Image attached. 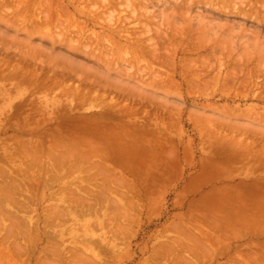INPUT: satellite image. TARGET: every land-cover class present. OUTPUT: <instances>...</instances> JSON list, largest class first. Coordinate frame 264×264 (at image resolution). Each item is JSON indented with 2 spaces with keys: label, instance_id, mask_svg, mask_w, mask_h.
Masks as SVG:
<instances>
[{
  "label": "rangeland",
  "instance_id": "rangeland-1",
  "mask_svg": "<svg viewBox=\"0 0 264 264\" xmlns=\"http://www.w3.org/2000/svg\"><path fill=\"white\" fill-rule=\"evenodd\" d=\"M50 1L0 0V264H263L264 0Z\"/></svg>",
  "mask_w": 264,
  "mask_h": 264
},
{
  "label": "bare ground",
  "instance_id": "bare-ground-1",
  "mask_svg": "<svg viewBox=\"0 0 264 264\" xmlns=\"http://www.w3.org/2000/svg\"><path fill=\"white\" fill-rule=\"evenodd\" d=\"M56 1H57V0H56ZM56 1H55V2H56ZM105 1H108V0H105ZM105 1H104V2H105ZM127 1H128V0H126V2H127ZM131 1H132V0H131ZM153 1H155V0H139V2H140V3H139L138 1L135 0V2H138L139 5H140V6H139V5H136L137 8H138V7L140 8L139 11L141 10V8H142V10H143V9H145V10L147 9V10H148V8H149L150 6H154L155 3H154ZM46 2H47V1H46ZM50 2H52V0H51ZM99 2H100V1H99ZM128 2H129V1H128ZM158 2H159V1H158ZM172 2H173V1H172ZM174 2H175V1H174ZM1 3H2V2H1ZM1 3H0V7H3V8H4V7H7V6L5 5V2H3L4 4H1ZM62 3H63V2H62ZM101 3H102V2H101ZM108 3H109V5H111L110 3H113V2L110 1V2H107V4H108ZM138 3H136V4H138ZM167 3H169V2H166V5H167ZM6 4H7V3H6ZM31 4H32V3H31ZM33 4H34V2H33ZM46 4H47V3H46ZM51 4H52V3H51ZM51 4L48 3V5L52 6ZM103 4H104V3H103ZM107 4H106V5H107ZM113 4H114V3H113ZM113 4H112V7H115L116 5L114 4L115 6H113ZM134 4H135V3H134ZM134 4H133V5H134ZM73 5H74V4H73ZM106 5H105V4L103 5L104 8H105ZM109 5H107V7H108ZM177 5H178V4H177ZM28 6H31V5H28ZM45 6H46V5H45ZM50 6H48L47 8L49 9ZM56 6H57V5H56ZM71 6H72V5H71ZM76 6H77V5H75V9H76ZM83 6H84V5H83ZM129 6H130V3H129ZM155 6L157 7V5H155ZM61 7H62V6H61ZM86 7H87V6H86ZM101 7H102V6H101ZM172 7H173V6H172ZM3 8H2V9H3ZM83 8H84V7H83ZM99 8H100V7H99ZM110 8H111V7H110ZM133 8L135 9V7H132V12H133ZM88 9H89V8H88ZM97 9H98V8H97ZM60 10H61V9H60ZM62 10H63V9H62ZM65 10H68V9L66 8ZM76 10H77V9H76ZM85 10H86V9H85ZM135 10H136V9H135ZM135 10H134V12H137V11H135ZM142 10H141V11H142ZM68 11H69V10H68ZM79 11H80V10H79ZM89 11H90V10H89ZM91 11H92V10H91ZM93 11H94V10H93ZM139 11H138V12H139ZM148 11H149V10H148ZM37 12H38V11H37ZM65 12H67V11H65ZM102 12H103V11H102ZM132 12H131V13H132ZM151 12H152V11H151ZM48 13H49V12H47V14H48ZM61 13H62V12H61ZM82 13H83V12H82ZM91 13H92V12H91ZM140 13H141V12H140ZM140 13H139V15H137L138 18H140L141 16H142V17H145V16H146V18L149 17V16H147L148 14H145L146 12H145V13L142 12L143 14H141V15H140ZM17 14L19 15V13H17ZM38 14H39V13H38ZM100 14H101V13H100ZM136 14H138V13H136ZM136 14H135V15H136ZM20 15H21V14H20ZM45 15H46V14H45ZM45 15H43V17H44ZM67 15H68V14H67ZM67 15H66V16H67ZM93 15H94V14H93ZM95 15H96V14H95ZM102 15H103V13H102ZM102 15H101V16H102ZM133 15H134V14H133ZM135 15H134V16H135ZM170 15H173V14L171 13ZM47 16H48V15H47ZM64 16H65V14H64ZM68 16H69V15H68ZM68 16H67V17H68ZM139 16H140V17H139ZM18 17H19V16H18ZM54 17H55V16H54ZM97 17H98V16H97ZM135 17H136V16H135ZM171 17H172V16H171ZM171 17H170V18H171ZM38 18H39V17H38ZM68 18H70V17H68ZM43 19L45 20V17H44ZM48 20H49V19H48ZM48 20H46V21L49 22ZM65 20H67V19L65 18ZM60 21H63V20L60 19ZM73 21H74V20H72V22H73ZM95 21H96V20H95ZM177 21H178V19H177ZM177 21L175 20V22H177ZM41 22H42V21H41ZM47 22H46V24H47ZM65 22H66V21H65ZM173 22H174V21H173ZM58 23H59V22H58ZM150 23H151V22H150ZM54 24H55V23H54ZM145 24H146V23H145ZM56 25H57V24H56ZM59 25H60V23H59ZM61 25H62V23H61ZM63 25H64V23H63ZM119 26H120V25H119ZM143 26H144V25H143ZM143 26H142V28H144ZM145 27H147V26L145 25ZM148 27H149V26H148ZM112 28H113V27H112ZM149 28H150V27H149ZM149 28H148V29H149ZM152 28H153V26H152ZM175 28H177V27L175 26ZM146 29H147V28H146ZM153 29H154V28H153ZM80 30H81V28H80ZM82 30H83V29H82ZM111 30H112L113 32H112ZM111 30H110V31H111L112 33H114V30H113V29H111ZM144 30H145V28H144ZM175 30H176V29H175ZM117 31H118V30H116V32H117ZM123 31H126V29H124V30L121 29V30L118 31V32H123ZM145 31H146V30H145ZM116 32H115V33H116ZM156 32H159V31H156ZM156 32H155V33H156ZM80 33H81V32H80ZM138 33H139V32H138ZM140 33H141V32H140ZM150 33H151V32H150ZM162 33H164V32H162ZM117 34H118V33H117ZM148 34H149V33H148ZM156 34H157V33H156ZM160 34H161V32H160ZM175 34H176V33H175ZM175 34H174V35H175ZM81 35H82V34H81ZM129 35L131 36V34H129ZM132 35H133V34H132ZM134 35H135V34H134ZM136 35H137V34H136ZM143 35H144V34H143ZM164 35H165V34H164ZM144 36H145V35H144ZM146 36H150V35H147V33H146ZM146 36H145V37H146ZM158 36H159V35H158ZM162 36H163V35H162ZM167 36H168V35H166V37H167ZM131 37H132V36H131ZM134 37H135V36H134ZM150 37H151V36H150ZM73 38H74V37H73ZM76 38H78V36H77ZM80 38H81V37H80ZM126 38H127V36L125 37V39H126ZM129 38H130V37H129ZM129 38H127L128 41H129ZM137 38H138V37H137ZM81 39H82V38H81ZM112 39H113V38H112ZM120 39H121V38H120ZM130 39H131V38H130ZM135 39H136V38H135ZM140 39H142V38H140ZM151 39H152V38H151ZM151 39H150V40H151ZM74 40H76V39L74 38ZM77 40H78V39H77ZM77 40H76V41H77ZM114 40H115V38H114ZM131 40H132V39H131ZM163 40H164V39H163ZM163 40H162V41H163ZM132 41H133L132 43L135 42L134 40H132ZM136 41H137V40H136ZM152 41H153V40H152ZM152 41H149V42H152ZM154 41H155V40H154ZM160 41H161V40H160ZM78 42H81L80 39H79ZM143 42H144V41H143ZM117 43H119V42H117ZM117 43H116V44H117ZM146 43H147V42H146ZM156 43H157V42H156ZM77 44H78V43H77ZM80 44H81V43H80ZM91 44H92V43H91ZM87 45H88V44H87ZM120 45H121V43H120ZM83 46H84V43H83ZM88 46H89V45H88ZM118 46H119V45H118ZM138 46H139V45H138ZM155 46H156V45H155ZM3 47H4V46H3ZM140 47H141V46H140ZM148 47H149V45H148ZM148 47H147V48H148ZM150 47H153V46H150ZM86 48H87V47H86ZM144 48H146V46H145ZM121 49H122V47H121ZM142 49H143V48H142ZM3 50H4V49H3ZM124 50H125V49H123L122 51H124ZM143 50H144V49H143ZM155 50H156V52H158L157 49H155ZM15 51H16V50H15ZM6 52H8V50H7ZM6 52H5V53H6ZM24 53H26V52H24ZM126 53H127V52H126ZM145 53L147 54V52H145ZM152 53H153V52H152ZM9 54H10V53H9ZM27 54H29V52H28ZM154 54H156V53L154 52ZM154 54H152V55H154ZM19 55H20V54H19ZM30 55H31V54H30ZM27 56H28V55H27ZM155 56H158V54H157V55H154L153 58H154ZM31 57H32V56H31ZM6 58H7V57H6ZM16 58H18V57H16ZM21 58H22V57H21ZM24 58H25V56H24ZM158 58H159V57H158ZM31 59H32V58H31ZM173 59H174V58H173ZM28 60H29V59H28ZM171 60H172V59H171ZM5 61H6V60H5ZM11 61H12V60H11ZM18 61H19V60H18ZM22 61H23V60H22ZM31 62H32V61H31ZM157 62H158V61H157ZM10 63H11V62H10ZM28 63H30V62H28ZM40 63H41V62H40ZM24 64H25V61H24ZM31 64H32V63H31ZM37 64H38V63H37ZM25 65H26V64H25ZM28 65H29V64H28ZM32 65H33V64H32ZM38 65H39V64H38ZM43 65H44V64H43ZM10 66H11V65H10ZM40 66H41V65H40ZM40 66H37V67H40ZM3 67H4V66H3ZM3 67H2V68H3ZM24 67H25V66H24ZM37 67H36V68H37ZM7 68H8V67H7ZM13 68H15V67H13ZM26 68H27V67H26ZM32 69H33V67H32ZM32 69H31V70H32ZM8 70H9V69H8ZM13 70H14V69H13ZM39 70H40V69H39ZM39 70H37V71H39ZM3 71H4V70H3ZM58 71H59V69H58ZM17 72H18V71H17ZM19 73H20V72H19ZM30 73H31V72H30ZM43 73H44V72H43ZM59 73H61V72L59 71ZM13 74H14V73H13ZM13 74H12V75H13ZM36 74H37V73H36ZM57 74H58V73H57ZM10 75H11V74H10ZM14 75H15V74H14ZM14 75H13V76H14ZM16 75H18V74H16ZM25 75H26V74H25ZM34 75H35V73H34ZM46 75H47L46 77H48L49 74H46ZM8 76H9V75H8ZM32 76H33V75H32ZM42 76H43V75H42ZM9 77H10V76H9ZM9 77H8V78H9ZM46 77H44V78H46ZM54 77H55V76H54ZM72 77H73V76H72ZM81 77H83V76H81ZM8 78H7V79H8ZM11 78H12V76H11ZM11 78H10V79H11ZM14 78H15V77H14ZM16 78H18V77H16ZM44 78H42V79H44ZM57 78H58V77H57ZM2 79H3V78H2ZM7 79H6V80H7ZM63 79H64V78H63ZM68 79H69V78H68ZM6 80H5V81H6ZM31 80H32V79H31ZM31 80H30V81H31ZM44 80H45V79H44ZM70 80H73V79L71 78ZM80 80H81V78H80ZM90 80H92V78H90ZM35 81H36V79H35ZM59 81H60V80H59ZM67 81H68V80H67ZM37 82H38V81H37ZM68 82H69V81H68ZM70 82H71V81H70ZM82 82H83V81H82ZM93 82H94V81H93ZM60 83H61V82H59V84H60ZM73 83H74V82H73ZM57 84H58V83H57ZM64 84H65V83H64ZM74 84H75V83H74ZM82 84H83V83H82ZM82 84H81V85H82ZM84 84H86V82H85ZM84 84H83V86H84ZM87 84H88V82H87ZM100 84H101V83H100ZM100 84H99V85H100ZM32 85H34V83H33ZM38 85H39V84H38ZM99 85H98V86H99ZM72 86H73V84H72ZM86 86H87V85H86ZM106 86H108V85L105 84V87H106ZM6 87L8 88V86H6ZM74 87H75V86H74ZM7 88H6V89H7ZM40 88H41V87H40ZM80 88H81V87H80ZM83 88H84V87H82V89H83ZM98 88H99V87H98ZM96 89H97V88H96ZM96 89H95V90H96ZM103 89H104V87H103ZM106 89H107V88H106ZM66 90H67V89H66ZM71 90H72V88H71ZM73 90H74V89H73ZM64 91H65V90H64ZM89 91H90V90H89ZM91 91H92V90H91ZM91 91H90V92H91ZM93 91H94V90H93ZM101 91H102V90H101ZM107 91H108V90H107ZM107 91H106V92H107ZM82 92H83V91H82ZM87 92H88V91H87ZM94 92H95V91H94ZM94 92H93V93H94ZM99 92H100V91H99ZM62 93H63V91H62ZM66 93L69 94V92H66ZM76 93H77V91H76ZM80 93H81V92H80ZM83 93H84V92H83ZM93 93H92V94H93ZM124 93H125V92H124ZM63 94H65V93H63ZM70 94H71V93H70ZM94 94L96 95V93H94ZM120 94H121V93H120ZM87 95L90 97V95H89L88 93H87ZM95 95H94V96H95ZM100 95H102V94H100ZM100 95H99V96H100ZM106 95L108 96V94H106ZM112 95H113V94H112ZM70 96H71V95H70ZM83 96H84V95H83ZM102 96H103V95H102ZM102 96H101V97H102ZM124 96H126V95H124ZM127 96H128V94H127ZM101 97H99V98H101ZM77 98H78V97H77ZM111 98H112V97H111ZM137 98H138V97H137ZM90 99H91V98H90ZM101 99L103 100V98H101ZM119 99H120V98H119ZM131 99H132V98H131ZM74 100H75V99H74ZM78 100H79V99H78ZM94 100H95V98L92 99L91 101H94ZM102 100H101V101H102ZM117 100H118V98H117ZM114 101H115V100H114ZM123 101H124V100H123ZM123 101H122V102H123ZM126 101H127V100H125V102H126ZM128 101H129V100H128ZM135 102H136V101H135ZM86 103H87V102H86ZM108 103H109V102H108ZM109 104H111V103H109ZM120 104L122 105V103H120ZM128 105H130V104H128ZM64 106H65V104H64ZM66 106H67V105H66ZM114 106L116 107V105H114ZM117 106H119V105H117ZM125 106H126V104H125ZM121 107H122V106H121ZM134 108H135V107H134ZM134 108H133V109H134ZM112 109H113V107L111 108V110H112ZM127 110H128V109H126L125 112H127ZM129 110H130V108H129ZM135 113H136V112H135ZM138 113H139V112H138ZM122 114H123V113H122ZM43 120H44V119H43ZM146 122L148 123V120H147ZM147 123H146V124H147ZM118 127L123 128L121 125L118 126ZM127 127H128V125H127ZM143 127H144V126H143ZM128 128H130V127H128ZM133 128H135V127H133ZM123 129H124V128H123ZM124 130H125V129H124ZM127 131H128V129H126L125 132L128 133ZM138 131H139V130H138ZM120 132H121V131H120ZM120 132L117 133V134H119L120 136H121V135H124L123 133L120 134ZM135 132H136V131H135ZM135 132H134V133H135ZM141 133H142V130H141ZM39 134H40V133H39ZM117 134H116V135H117ZM129 134H130V137H131V133H128L126 136L129 137ZM48 137H49V136H48ZM55 137H56V136H55ZM110 137H111V136H110ZM118 137H119V136H118ZM121 137H124V136H121ZM63 138H64V137H63ZM14 139H15V138H14ZM84 139H85V138H84ZM84 139H82V140L85 141ZM124 139H126V137H124ZM21 140H22V139H21ZM44 140H45V139H44ZM66 140H67V139H66ZM126 140H127V139H126ZM130 140H131V139H130ZM135 140H136V139H135ZM135 140H131V141H132V142H135ZM139 140H140V139H139ZM15 141H16V140H15ZM18 141H19V140H18ZM46 141H47V140H46ZM69 141H70V140H69ZM88 141H89V140H88ZM113 141H115V140H113ZM127 141H129V140H127ZM142 141H143V140H142ZM62 142H63V141H62ZM70 142H71V141H70ZM92 142H93V141H92ZM92 142H91V143H92ZM100 142H101V141H99L98 145L100 144ZM136 142H137V141H136ZM19 143H20V142H18V144H19ZM71 143H72V142H71ZM82 143H83V142H82ZM85 143H86V141H85ZM89 143H90V142H89ZM106 143H107V142H106ZM65 144H66V143H65ZM65 144H64V145H65ZM87 144H88V143H87ZM93 144H94V143H93ZM32 145H33V144H32ZM69 145H70V144H69ZM90 145H91V144H90ZM90 145H89V146H90ZM95 145H97V144H95ZM112 145H113V144H112ZM128 145H129V144H128ZM18 146H19V145H18ZM22 146H23V145H22ZM45 146H46V145H45ZM61 146H62V145H60V147H61ZM71 146H72V145H71ZM87 146H88V145H87ZM103 146H104V147H103ZM76 147H77V145H76ZM101 147H103V149H104V148H105V145H101ZM108 147H109V146H108ZM8 148H9V147H8ZM19 148H20V147H19ZM39 148H41V145H40ZM44 148L46 149V147H44ZM61 148H62V150H63V149H67V147H66V148L61 147ZM71 148H72V147H71ZM73 148H75V146H74ZM91 148H92V147H91ZM14 149H16V148H14ZM17 149H18V148H17ZM20 149H21V148H20ZM20 149H19V150H20ZM33 149H34V148H33ZM35 149H36V148H35ZM94 149H99V147H97V148L94 147ZM11 150H12V149H11ZM26 150H28V149H26ZM26 150H25V151H26ZM30 150H31V149H30ZM37 150H38V149H37ZM68 150H69V149H68ZM70 150H71V149H70ZM74 150H75V149H74ZM77 150H78V149H77ZM100 150H101V148H100L98 151L96 150L95 153L100 152ZM105 150H106V149H105ZM111 150H112V149H111ZM78 151H79V150H78ZM112 151H113V150H112ZM32 152H33V151H32ZM42 152H43V151H42ZM58 152H59V151H58ZM67 152H68V151H67ZM73 152H74V151H73ZM81 152H82V151H81ZM14 153H15V152H14ZM28 153H29V152H28ZM35 153H36V152H35ZM65 153H66V151H65ZM70 153H71V151H70ZM82 153H83V152H82ZM102 153H104V152L101 150V152L99 153V155L97 154L98 157H99L100 159L102 158V157H100V156L102 155ZM23 154L25 155L24 152H23ZM31 154H32V153H31ZM39 154H40V153H39ZM49 154H50V153H48V155H49ZM53 154H55V153H53ZM67 154H68V153H67ZM73 154H74V153H73ZM76 154H77V153H76ZM76 154H75V155H76ZM100 154H101V155H100ZM14 155H15V154H14ZM36 155H38V151H37V154H36ZM50 155H51V154H50ZM63 155H65V154H63ZM63 155L61 154V156H63ZM81 155H82V154H81ZM85 155H86V154H85ZM87 155L89 156V154H87ZM87 155H86V156H87ZM105 155H106V154H105ZM8 156H9V155H8ZM25 156H26V155H25ZM34 156H35V154L33 155V157H34ZM39 156H40V155H38V157H37L38 160H39V159H42V158H39ZM42 156H43V155H41V157H42ZM56 156H57V155H56ZM82 156H84V155H82ZM95 156H96V155H95ZM103 156H104V155H103ZM59 157H60V156H59ZM70 157H71V156H70ZM104 157H105V156H104ZM65 158H66V157H65ZM73 158H74V157H73ZM80 158H81V157H80ZM80 158H79V160L81 161ZM105 158H106V160H104V161L108 162V161H107L108 158H107V157H105ZM0 159H1V158H0ZM46 159H47V158H46ZM46 159H45V161H47ZM50 159H51V158H50ZM57 159H58V158H57ZM60 159H61V158H60ZM66 159H67V158H66ZM74 159H75V158H74ZM83 159H84V158H83ZM86 159H87V158H86ZM1 160H3V159H1ZM33 160H34V159H33ZM33 160H31V161H33ZM63 160H64V159H63ZM70 160H71V159H68V161H70ZM101 160H102V159H101ZM108 160L110 161V159H108ZM39 161H40V160H39ZM42 161H43V160H42ZM74 161H75V160H74ZM82 161H83V160H82ZM88 161H90V160H88ZM88 161H87V163H88ZM3 162H4V161H3ZM40 162H41V161H40ZM50 162H51V161H50ZM53 162H55V160H54ZM62 162H63V161H62ZM62 162H61V164L63 165ZM65 162H66V161H65ZM98 162H99V163H97V161H96V163L94 162L95 166H96V164L99 165V166H96V168H97V167H98V169H100V168H102V169L107 168V167H105V165L102 166L103 164L101 163V164H102V165H101V164H100V161H98ZM34 163H35V161L33 162V164H34ZM48 163H49V162H48ZM69 163H70V162H69ZM79 163H81V162H78L77 164H79ZM41 164H42V163H41ZM65 164H66V163H65ZM85 164H86V163H85ZM91 164H93V163H91ZM94 164H93L92 166H94ZM28 165H29V164H28ZM58 165H59V164H58ZM75 165H76V164H75ZM75 165H74V167H75ZM31 166H32V165H31ZM34 166H39V165H38V164H34ZM48 166H50V165H48ZM53 166H55V164H54ZM60 166H61V165H60ZM79 166H80V165H79ZM2 167H3V166H2ZM39 167H41V166H39ZM56 167H58V166L56 165ZM62 167H63V166H62ZM72 167H73V166H72ZM74 167H73V168H74ZM77 167H78V166H77ZM90 167H91V166H90ZM27 168H28V167H27ZM29 168H30V167H29ZM108 168H109V167H108ZM1 170H2V169H1ZM3 170H4V169H3ZM3 170H2V171H3ZM26 170H27V169H26ZM107 170H108V169H107ZM110 170H111V167H110ZM110 170H108V171H110ZM2 171H1V172H2ZM5 171H6V170H5ZM5 171H4V172H5ZM113 171H114V169H113ZM113 171H112V172H113ZM1 172H0V173H1ZM27 172H28V171H27ZM101 172H103V170H102ZM105 172H106V170H105ZM5 173L7 174V172H5ZM108 173H109V172H108ZM114 173H115V172H114ZM2 174H3V173H2ZM27 174H28V173H27ZM27 174H26V175H27ZM101 174H102V173H101ZM103 174H104V173H103ZM9 175H10V174H9ZM26 175H25V176H26ZM110 175H111V174H110ZM114 175H115V174H114ZM117 175H118V174H117ZM117 175H116V176H117ZM1 176H2V175H1ZM7 176H8V174H7ZM27 176H28V175H27ZM136 176H137V175H136ZM2 177H3V176H2ZM5 177H6V176H5ZM29 177H31V176H29ZM124 177H125V176H124ZM156 177H157V176H156ZM37 178L39 179V177H37ZM113 178H114V177H113ZM117 178H118V177H117ZM120 178H121V177H120ZM104 179H105V178H104ZM121 179H122V178H121ZM6 180H9V179H7V177H6ZM6 180H4V177H3V182L6 181ZM26 180H27V178H26ZM106 180H107V179H106ZM108 180H109V179H108ZM113 180H114V179H113ZM124 180H127V179H124ZM12 181H14V180H12ZM16 181H17V180H16ZM16 181H15V182H16ZM104 181H105V180H104ZM6 182H7V181H6ZM6 182H5V183H6ZM17 182H20V181H17ZM112 182L114 183V181H112ZM116 182H117V180H116ZM118 182H119V181H118ZM118 182H117V183H118ZM1 183H2V181H1ZM8 183H10V182H8ZM21 183H22V182H21ZM126 183H127V182H126ZM11 184H12V183H11ZM13 184H15V183H13ZM16 184H17V183H16ZM16 184H15V185H16ZM19 184H20V183H19ZM19 184H17L16 187H18ZM23 184H24V183H23ZM127 184H129V183H127ZM5 185H6V184H5ZM20 185H21V184H20ZM119 185H120V183H119ZM125 185H126V184H125ZM129 185H130V184H129ZM0 186H1V185H0ZM104 186H105V185H104ZM115 186H116V185H115ZM132 186H134V185H132ZM9 187H10V185H9ZM19 187H20V186H19ZM21 187H22V186H21ZM107 187H108V186H107ZM134 187H135V186H134ZM2 188H3V187H2ZM2 188H1V189H2ZM5 188H6V187H5ZM5 188H4V189H5ZM24 188H25V186H24ZM27 188H28V187H27ZM103 188H105V187H103ZM103 188L101 187V189H103ZM16 189H17V188H16ZM16 189H15V190H16ZM25 189H26V188H25ZM25 189H24V191H25ZM135 189H136V188H135ZM8 190H9V189H8ZM17 190H18V189H17ZM29 190H31V189H29ZM105 190H107V189L105 188ZM111 190H112V189H111ZM11 191H13V190H11ZM22 191H23V190H22ZM133 191H134V190H133ZM2 192H3V191H2ZM2 192H1V193H2ZM16 192H17V191H16ZM16 192H15V193H16ZM19 192H20V191H19ZM19 192H18V193H19ZM31 192H32V191H31ZM43 192H44V190H43ZM55 192H56V191H55ZM98 192H101V191H98ZM104 192H105V191H104ZM136 192H137V189H136ZM136 192H135V194H136ZM7 193H8V192H7ZM20 193H22V192H20ZM29 193H30V192H29ZM77 193H78V192H77ZM92 193H93V192H92ZM131 193H133V192H131ZM137 193H138V192H137ZM234 193H236V194L230 198L231 200H232V199H236L237 197H242V195H243L241 191H240V192L235 191ZM250 193H251V192H250ZM94 194H95V193H94ZM96 194H97V193H96ZM102 194H103V193H102ZM102 194L99 193V195H102ZM260 194H262V192H261ZM94 196H95V195H94ZM97 196H98V195H97ZM0 197H1V196H0ZM20 197H21V196H20ZM24 197H26V196H24ZM27 197H28V196H27ZM95 197H96V196H95ZM228 197H229V195H228ZM250 197H251V198H245V200H244V201H247V202L242 206L243 209H244L245 211L242 209L241 205L239 206V207L241 208L240 211H244V213H245V212L247 213V212H252V210H253L252 208L255 209V206L253 207V205L255 204L254 202H256L257 198H256V196H254V194H251ZM18 198H19V197H18ZM22 198H23V197H22ZM30 198H32V197H30ZM81 198H83V197H81ZM96 198H97V197H96ZM0 199H1V198H0ZM5 199H6V198H5ZM32 199H33V198H32ZM83 199H84V198H83ZM83 199H82V201H83ZM1 200H2V199H1ZM3 200H4V199H3ZM16 200H17V199H16ZM34 200H35V199H34ZM96 200H97V199H96ZM259 200H260V201L264 200V196L262 197V200H261V199H259ZM11 201H12V200H11ZM13 201H14V200H13ZM30 201H31V200H30ZM30 201H29V202H30ZM32 201H33V200H32ZM260 201H259V204L261 203ZM1 202H2V201H1ZM16 202H17V201H16ZM83 202H84V201H83ZM5 203H7V200H6ZM9 203H10V202H9ZM23 203H24V202H23ZM23 203H22V204H23ZM14 204H16V203L14 202ZM19 204H20V203H19ZM26 204H27V203H26ZM26 204H25V205H26ZM31 204H33V203H31ZM262 204H264V202L261 203V205H262ZM6 205H7V204H6ZM6 205H5V206H6ZM12 205H13V204H12ZM16 205H17V204H16ZM20 205H21V204H20ZM20 205H19V207H20ZM27 205H28V204H27ZM13 206H15V205H13ZM230 206H231V209H230L229 211L232 210L231 213H232V212L234 213V211H235V210H234V206H233V205H230ZM15 207H16V206H15ZM235 207L238 208L237 206H235ZM256 207H257V206H256ZM3 208H5V207H3ZM27 208H28V207H27ZM67 208H68V207H67ZM226 208H227V207H226ZM1 209H2V208H1ZM25 209H26V208H25ZM248 209H251V210L246 211V210H248ZM256 209H257V208H256ZM258 209H259V208H258ZM263 209H264V208H263ZM26 210L28 211V209H26ZM51 210H52V209H51ZM53 210H54V209H53ZM58 210H59V208H58ZM69 210H71V209H69ZM238 210H239V209H237V210L235 211V215L233 214V215H231L230 217H232V216H236V212H238ZM259 210H262V209H259ZM23 211H25V210L23 209ZM27 211H26V212H27ZM54 211H55V210H54ZM66 211H67V210H66ZM227 211H228V209L226 210V212H227ZM4 212H5V211H4ZM10 212H11V211H10ZM50 212H51V211H50ZM67 212H68V211H67ZM0 213H1V212H0ZM14 213H15V212H14ZM60 213H61V212H60ZM62 213L64 214V212H62ZM62 213H61V214H62ZM65 213H66V212H65ZM260 213H261V212H259V214H260ZM3 214H4V213H3ZM6 214H7V213H6ZM26 214H27V213H26ZM30 214H31V213H30ZM55 214H56V213H55ZM57 214H58V213H57ZM61 214H60V215H61ZM228 214H230V212H229ZM240 214H242V212H240ZM257 214H258V213H257ZM257 214H256V215H257ZM252 215H253V213H252ZM4 216H5V215H4ZM55 216H56V215H55ZM58 216H59V215H58ZM62 216H63V215H62ZM226 216H227V214H226ZM2 217H3V216H2ZM15 217H16V216H15ZM17 217H18V216H17ZM209 217H210V216H209ZM238 217H239V216H238ZM254 217H255V216H252V217H248V218H246V219H252V218H254ZM7 218H8V217H7ZM12 218H13V216H12ZM0 219H1V216H0ZM14 219H15V218H13V220H14ZM235 219H236V218H235ZM7 220H8V219H7ZM15 220H16V219H15ZM15 220H14V221H15ZM215 220H216V219H215ZM260 220L264 221V216L260 217ZM9 221L11 222L10 219H9ZM228 221H229V220H228ZM0 222H1V221H0ZM2 222H3V221H2ZM16 222H17V221H16ZM29 222H30V221H29ZM192 222L195 223L194 221H192ZM215 222H216V224H215ZM218 222H219V221H218ZM218 222H217V221H214V223H213V222H212V223L209 222L210 224H209V223H208V225L205 224V226H207L206 228L210 229L211 232H213V234H211V236H210L209 234H207V237L197 235V236H194V237L196 238V239H195L196 241H195V240H194V241H195V242L198 241L197 243H200V244L202 243V246H204V243H205V242H208V241H209V238L213 239L212 241H214V242L218 241L217 239H223V238L225 239V238H226V240H227L228 238H230L228 235L231 234V233H233V232H232V231H229V232H228V231L224 228L225 224H222V223H220V222H219V223H220V224H219ZM221 222H222V221H221ZM14 223H15V222H14ZM14 223L12 222V224H14ZM18 223H21V222H18ZM18 223H17V224H18ZM189 223H191V222H189ZM225 223H226V222H225ZM247 223H249L250 225H249V226L246 225V227L242 226L241 228L239 227V231H243V230L248 231L247 229L252 230V229H257V228L260 227V226L257 224L256 219H254L253 222H247ZM15 224H16V223H15ZM49 224H50V223H49ZM49 224H48V225H49ZM211 224H214V226L212 225L214 228L211 227ZM221 224H222V225H221ZM1 225H2V224H1ZM3 225H4V224H3ZM3 225H2V226H3ZM52 225H53V224H52ZM55 225H56V224H55ZM192 225L195 226L194 224H192ZM209 225H210V226H209ZM234 225H235V224H234ZM15 226H16V225H15ZM57 226H58V225H57ZM222 226H223V227H222ZM235 226H236V225H235ZM235 226H234V227H235ZM17 227L19 228V226H17ZM53 227H54V226H51V228H53ZM183 227H184V226H183ZM195 227H196V226H195ZM197 227H198L197 229H199L200 231H202V232H206V231L201 230L199 226H197ZM0 228H1V227H0ZM21 228H22V227H21ZM181 228H182V226H181ZM12 229H15V228H12ZM23 229H24V228H23ZM23 229H22V230H23ZM53 229H54V228H53ZM53 229H52V230H53ZM182 229H183V228H182ZM184 229H185V228H184ZM186 229H188V228H186ZM1 230H2V228H1ZM9 230H10V229H9ZM22 230L19 229V231H21V233H22ZM10 231H11V230H10ZM188 231H189V230H188ZM258 231H260V230H255V233H258ZM7 232H8V231H7ZM11 232H12V231H11ZM17 232H18V231H17ZM60 232H61V231H60ZM191 232H193V231H189V233H191ZM208 232H209V231H208ZM227 232H228V233H227ZM9 233H10V232H9ZM189 233H188V235H189ZM6 234H7V233H6ZM11 234H13V233H11ZM185 234H187V232H186ZM191 234H192V233H191ZM205 234H206V233H205ZM234 234H235V233H234ZM261 234H262V233H261ZM16 235H17V234H16ZM195 235H196V234H195ZM255 235H256V234H252V233H250V232L248 231L246 234L242 235L241 238H254ZM4 236H5V234H4ZM13 236H14V235H13ZM192 236H193V235H192ZM234 236H235V235H234ZM234 236H233V237H234ZM6 237H7V235H6ZM10 237H11V236H10ZM190 237H191V236H190ZM190 237H189V238H190ZM256 237H257V239H258V238H261L262 236H260V235H256ZM7 238H8V237H7ZM4 239H5V238H4ZM178 239H179V238H178ZM191 240H192V238H191ZM207 240H208V241H207ZM7 241H8V240H7ZM250 241L253 243V240H250ZM181 242L183 243V241H181ZM181 242H180V243H181ZM191 242H192V241H191ZM195 242H193V243L196 245ZM12 243H13V242H12ZM14 243H15V242H14ZM16 243H17V242H16ZM176 243H177V242H176ZM185 243H186V242H185ZM194 244H192V245L194 246ZM21 245H22V244H21ZM205 245H206V244H205ZM178 246H179V245H178ZM206 246L208 247L209 245H206ZM19 247H20V246H19ZM186 247L189 248V246H186ZM186 247H182V248H186ZM198 247L200 248L199 245H198ZM198 247L196 246V248H198ZM251 247H259L261 250H264V249H263V248H264V241H261V240H260V242H258V243H253ZM54 248H57V246H55ZM176 248H177V247H175V249H176ZM179 248H180V247H179ZM188 248H186V249H188ZM196 248H195V249H196ZM226 248H227V247H226ZM230 248H231V245L228 246V249H229V250H230ZM11 249H12V248H11ZM24 249H26V248L24 247ZM57 249H58V248H57ZM170 249H171V248H170ZM170 249H168V250H170ZM173 249H174V248H173ZM175 249H174V250H175ZM201 249H202V248H201ZM209 249H211V248L209 247ZM228 249H227V250H228ZM53 250H54V249H53ZM168 250H167V251H168ZM211 250H212V249H211ZM227 250H226V251H227ZM248 250H249V249H248ZM248 250H247L246 252H248ZM17 251H18V250H17ZM55 251H56V250H55ZM193 251H194V249L191 251V253H192ZM250 251H251V250H249V252H250ZM195 252H196V251H195ZM227 252H228V251H227ZM249 252H248V253H249ZM14 253H15V252H14ZM168 253H170V252H168ZM197 253H198V252H197ZM197 253H194L193 256L195 257V255H196ZM221 253H223V252H221ZM252 253H253V252H251V253H249V254L252 256ZM258 253H259V252H258ZM260 253H261V251H260ZM260 253H259V254H260ZM170 254H171V253H170ZM261 254H262V255H261V256H262V259H263V258H264L263 255H264V254H263V253H261ZM12 255H13V252H12ZM14 255H16V254H14ZM254 255H255V253L253 254L252 257L249 256L248 254L246 255V257H243V256L238 255V256H236L233 260H231L229 263L232 262V264H250V262H248V261H251V260H252V261L254 262V261L258 260V259H257L258 256L256 255V256H255L256 258H254ZM186 258H187V257H186ZM251 258H253V259H251ZM258 258H260V257H258ZM187 259H188V258H187ZM195 259H196V258H195ZM260 259H261V258H260ZM260 259H259V260H260ZM188 260H189V259H188ZM50 263H51V262H50ZM50 263H49V264H50ZM53 263H54V262H53ZM53 263H51V264H53ZM185 263H186V261H185ZM252 264H253V263H252ZM260 264H261V263H260ZM263 264H264V262H263Z\"/></svg>",
  "mask_w": 264,
  "mask_h": 264
}]
</instances>
